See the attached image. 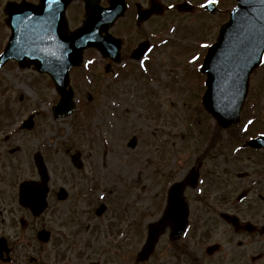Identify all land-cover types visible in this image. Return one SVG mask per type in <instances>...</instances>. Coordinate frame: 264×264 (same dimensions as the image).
Returning <instances> with one entry per match:
<instances>
[{"label":"rangeland","instance_id":"1","mask_svg":"<svg viewBox=\"0 0 264 264\" xmlns=\"http://www.w3.org/2000/svg\"><path fill=\"white\" fill-rule=\"evenodd\" d=\"M225 2L223 10L231 7V1ZM80 7L81 4H73L70 9L75 25L80 23ZM169 14L152 19L150 30L169 34L172 25L176 26L177 35L184 40L181 46L188 47L187 52L172 50L174 53L168 55L169 46L162 51L156 49L148 67L141 69L136 64L115 68L114 76L105 74L100 64L74 68L71 84L77 94V108L68 116L56 118L48 108L57 97L48 77L33 70L22 71L13 64L1 71L4 91L16 94V98L23 96L12 105L7 103V115L0 119L3 125L9 128L15 122L20 124L29 117L25 113L33 108L44 109L35 115L32 128L19 133L16 151L7 156L14 160L16 172L23 179L36 176L33 156L37 151L44 154L51 171V186L55 191L66 188L69 198H51L49 204L55 207L45 211L38 222L47 223L54 211L56 232L67 229L87 240V264L89 259H98L101 264H161L159 251L147 263L139 262L137 254L147 237L148 224L162 214L163 190L184 178L198 163L202 165L201 187L209 204L221 198L222 204L248 215L257 206H264V200L259 198V193L264 195V159L260 151L250 149L230 155L236 141L226 131L221 132L217 148L204 151L208 132L216 121L200 110L205 77L197 66L203 59L194 61L192 58L197 55L193 52L196 46L202 49L216 41L229 12L208 16L203 13L199 17L182 13L177 19ZM252 114L257 115L254 122ZM231 127L236 132L243 127V135L250 136L264 131V66L252 72L240 122ZM133 135L138 137L135 148L128 146ZM76 150L82 152V169L71 161ZM245 171L251 172L250 178L237 177L238 172ZM251 184V195L238 203L237 195ZM224 192L227 194L222 196ZM189 194H195L194 188H189ZM101 203L107 210L103 216L98 215V233L94 230L93 234H81L82 227L75 217L81 209L95 210ZM198 206L200 201L194 207ZM206 210L205 206L200 213ZM124 230L126 237L122 238L118 233ZM44 256L48 257L47 253Z\"/></svg>","mask_w":264,"mask_h":264},{"label":"flooded vegetation","instance_id":"2","mask_svg":"<svg viewBox=\"0 0 264 264\" xmlns=\"http://www.w3.org/2000/svg\"><path fill=\"white\" fill-rule=\"evenodd\" d=\"M126 1L128 3L126 15L103 32L104 36L109 35V38L112 36L116 43L119 39L121 40V62H114L112 57L105 56L99 50L97 53L99 62L110 70L124 65L135 66L140 62L133 59L134 49L145 41L154 43L150 21L154 18H164L167 13L163 17L154 15L148 21L140 24L137 21L136 7L133 4H141V8H147L150 0ZM160 1L164 4L168 3V0ZM184 1L188 0H174L172 4ZM100 2L104 6L107 5V0H100ZM22 3L35 5L39 3V0H0V54L7 47L14 18L18 16L16 13L15 15L11 14L9 10L13 8L12 5L20 6ZM84 3V0H79V4H81L80 24L86 15ZM193 4V9H195V1ZM171 10L173 9L169 11ZM66 16L70 22V7L66 11ZM58 23L53 22L48 24V27L54 30ZM36 26L38 27L39 23H36ZM41 26L45 27V23H41ZM59 27L62 28V23ZM150 54L151 52L143 56L142 60L145 62ZM9 64H17V62L11 59L0 69V117L6 114L7 103L12 105L19 101L13 94L4 91L3 80L5 77L1 71ZM7 127L0 121V264H87L89 250L87 240L67 229L56 232L54 211L47 223L41 220V224H39L38 220L45 212L42 215H36L29 207L21 204L20 187L22 182L38 180V176L23 179L18 176L14 160L7 156V154L10 155L11 152L16 151L15 143L17 141L10 140V135L5 136V133L13 128V126ZM260 152L263 154L262 150ZM44 159L46 162L45 157ZM47 166L49 168L48 164ZM51 179L47 185L48 207L46 212L55 207H51L49 204L51 198L56 195L55 189L50 184ZM249 187L247 196H250L254 190L253 184ZM226 194L224 192L222 196ZM193 197L195 196L189 194L187 187L185 199L190 210ZM161 200L162 212H164L167 205V191L164 192ZM255 209L254 213L248 215L242 210L227 207L222 204L221 198H219L213 204H208L206 213H202L198 221V215H196L197 219H193L191 215L194 216V214L190 212L189 225L185 231L187 235L184 233L178 238L173 237L172 229L166 227L160 234L158 244L163 243L161 247L157 245L155 253L160 252L161 264H264V206L259 205ZM222 212L238 215L240 218L239 227L221 217ZM84 214L86 215L84 216ZM75 219L76 223H80L82 227L81 234L84 232L93 234L94 230L98 233L97 210L94 212L81 210ZM94 220H96L95 223ZM41 230L48 231L50 238L47 242L40 240L39 232ZM95 235L97 236V234ZM96 248L98 254V246ZM46 253L48 257L44 256ZM122 261L128 262L124 258ZM89 262L90 264H101L98 259L94 261L89 259Z\"/></svg>","mask_w":264,"mask_h":264},{"label":"water","instance_id":"3","mask_svg":"<svg viewBox=\"0 0 264 264\" xmlns=\"http://www.w3.org/2000/svg\"><path fill=\"white\" fill-rule=\"evenodd\" d=\"M39 6L20 5L9 10L11 14L21 13L20 17L28 14L25 13L28 9L31 14H34L44 9L53 7L58 8L57 0L48 1L42 0ZM48 2V3H47ZM63 3L61 12L64 13L67 3ZM112 6L109 10L102 11V14L113 13V17L108 20L100 21L97 29L99 32L100 25L108 27L116 18L124 14L125 6H121V0H110ZM47 4V5H46ZM47 6V8L44 7ZM59 11V13H60ZM88 11L90 16L88 22L84 27L77 29L68 35L69 47L68 55L70 57L69 63L66 62L64 67L56 65L59 49L53 51L54 58L50 55L44 62L37 56H32L31 52L23 53L17 52L11 57H16L22 66H30L33 63L43 72H48L53 76L56 87L62 95L61 101L54 108V114L58 116H66L74 110L73 90L69 86V69L74 65H79L82 60V52L86 46H97L103 50L102 40L97 38L89 40L82 38V31L86 28L93 27L98 21L94 20L97 12L96 4H89ZM25 13V14H23ZM23 14V15H22ZM101 14V15H102ZM63 15H58V20L63 21ZM150 12L143 13L142 16L148 17ZM26 19H23V21ZM12 23V22H11ZM65 34V33H64ZM105 41V39H104ZM68 51V49H67ZM264 54V0H239V5L232 12L230 20L225 23L221 30L217 42L210 47L209 53L203 65V72L208 74L207 85L208 90L204 97L205 107L212 112L223 126L239 121L240 111L247 95L248 81L250 73L260 64ZM10 57V56H9ZM28 57V59H26ZM55 62V65L52 62ZM136 138L130 142V146H135ZM255 146H264V138L256 139L250 142ZM72 161L76 167H83L80 152L72 156ZM36 163L39 167L40 174L43 177L41 183L24 184L22 186L21 201L30 206L35 213H41L46 207V181L48 180L46 167L40 157L36 156ZM198 178V172H191L184 182L175 183L169 195V206L163 219L150 225L149 237L144 245L142 251L139 253L140 260L149 257L154 249V245L163 227L166 224L171 225L173 232L177 233L184 229L186 219L182 227L177 228L174 223V218L183 213L186 218V211L183 207V191L186 183L195 185ZM60 198H66L67 192L63 189ZM183 210H182V209ZM153 225H160L158 228H153Z\"/></svg>","mask_w":264,"mask_h":264},{"label":"snow or ice","instance_id":"4","mask_svg":"<svg viewBox=\"0 0 264 264\" xmlns=\"http://www.w3.org/2000/svg\"><path fill=\"white\" fill-rule=\"evenodd\" d=\"M207 2H208V3H212V2H214V0H207ZM168 7L171 8V7H174V5L169 4ZM203 47H208V45L205 44V45H203ZM148 51L151 52L152 49L149 48ZM197 58H198V57L193 56L192 59L195 61ZM140 64H141V66H143V65H144V60H141V61H140ZM249 123H251V121H249ZM201 183H202V182H201ZM201 191H202V189H201ZM158 227H160V225H153V228H158ZM185 235H187V233H185Z\"/></svg>","mask_w":264,"mask_h":264},{"label":"bare ground","instance_id":"5","mask_svg":"<svg viewBox=\"0 0 264 264\" xmlns=\"http://www.w3.org/2000/svg\"><path fill=\"white\" fill-rule=\"evenodd\" d=\"M105 180H107V179L105 178Z\"/></svg>","mask_w":264,"mask_h":264}]
</instances>
